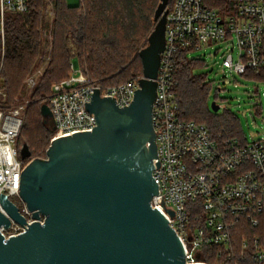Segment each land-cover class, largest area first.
<instances>
[{"label":"built area","instance_id":"obj_1","mask_svg":"<svg viewBox=\"0 0 264 264\" xmlns=\"http://www.w3.org/2000/svg\"><path fill=\"white\" fill-rule=\"evenodd\" d=\"M29 9L30 0H0V199L5 194L12 202L20 197L28 164L18 149L27 105H7L2 78L6 23L8 15ZM230 39L236 42L232 53L238 50L237 59L229 54L223 68L264 82V0H225L223 7L209 6L204 0H171L153 105L160 166L155 159L153 175L159 195L152 207L162 212L181 238L188 264H209L201 259L207 253L217 264H264V238L253 233L261 229L264 216V137L248 142L229 137L225 130L214 135L205 124L183 120L177 100L175 54L179 48L191 54ZM70 69L72 75L54 84L45 99L53 115L51 142L92 132L98 126L96 116L86 110L94 89L101 90L102 97L116 96L123 108L134 101L143 78L102 89L82 68L76 73L71 64ZM28 83L33 88L36 80L32 77ZM18 208L28 225L45 223L44 215L33 220L26 206ZM0 210L7 215L1 201ZM11 221L9 229L1 230L6 239L28 228Z\"/></svg>","mask_w":264,"mask_h":264},{"label":"water","instance_id":"obj_2","mask_svg":"<svg viewBox=\"0 0 264 264\" xmlns=\"http://www.w3.org/2000/svg\"><path fill=\"white\" fill-rule=\"evenodd\" d=\"M170 2L160 0L148 46L139 53L143 78L134 101L121 108L116 96L102 97L94 89L86 110L96 116L98 126L53 141L47 159L26 165L20 197L33 220L42 214L45 223L28 225L2 194L9 217L0 210V264H188L181 238L152 207L159 195L155 159L160 166L153 105ZM212 109L217 113L220 107L213 103ZM41 113L44 124H53L48 104ZM20 157L32 158L27 144ZM10 218L28 228L6 239L1 230L11 227Z\"/></svg>","mask_w":264,"mask_h":264},{"label":"trees","instance_id":"obj_3","mask_svg":"<svg viewBox=\"0 0 264 264\" xmlns=\"http://www.w3.org/2000/svg\"><path fill=\"white\" fill-rule=\"evenodd\" d=\"M204 1L212 7H223L225 3V0H214L217 4L212 0ZM55 2V39L51 60L33 89L31 98L35 103H31L27 110L23 132L18 139L19 153L27 144L32 157L35 155V159L42 160L47 159L55 133L48 131V125L44 124L42 103L50 95L54 84L69 77L71 60L78 58L90 80L98 82L102 89L142 77L144 63L140 58L133 60L132 57L140 50L147 34L142 22L149 19L148 13L155 6L149 0H80L76 6H70L67 0ZM46 7V0H30L27 13L7 17L2 78L9 106L15 104L16 98L24 91L25 80L44 60ZM189 51L179 48L175 54L176 93L181 118L190 123L207 125L214 135L225 130L229 137H240L234 123L208 111L210 86L206 75L198 72L206 64L190 58ZM245 77L254 78V75ZM21 141H24L23 146ZM253 233L264 238V216L261 229ZM201 259L217 264L208 253Z\"/></svg>","mask_w":264,"mask_h":264},{"label":"rangeland","instance_id":"obj_4","mask_svg":"<svg viewBox=\"0 0 264 264\" xmlns=\"http://www.w3.org/2000/svg\"><path fill=\"white\" fill-rule=\"evenodd\" d=\"M149 1L150 4H155V6L154 9L152 11L150 10L148 13L149 19H144L145 22H142V26L147 34L143 38L140 50L133 55V60L139 58L140 51L148 46V38L156 25L154 18L156 14L155 12L160 4V0ZM46 2L47 7L45 15L47 16V27L43 32V36L46 40L45 53L43 56L44 60L36 71L25 80L24 91L20 96H18V98H16L15 101V104L27 105V109L24 111L23 115L24 123L29 106L31 103H35V101L32 100L31 95L36 85L32 88L28 81L33 77L37 84L39 78L44 75L47 64H49L51 60V51L55 39L53 29L56 2L55 0H46ZM67 2L70 6H76L80 0H67ZM235 43L236 42L231 39L227 42L217 44L211 43L208 48L205 46L199 51L194 53L192 52L189 57L204 61L206 64V66L198 72L206 75L207 83L210 86L208 94V111L210 114L219 116L220 118H227L228 121L234 123V125L238 128L240 132L239 138L252 142L253 140L264 137V82L258 80L257 78L252 79L240 76L223 68V61L229 54L232 53L233 45ZM237 53L238 50H234V53H232L236 59ZM71 64H73L76 73L81 71V65L78 58L74 57L71 60ZM71 75L72 72L69 76ZM213 103H216V105L220 107V110L217 113L213 111L214 109H212ZM43 104H46L45 100L42 105ZM47 125L48 131H52L53 124L50 123ZM43 133H45V131H43ZM21 142V145L23 146L24 141ZM34 151L36 152L37 150ZM44 157H46V155H44ZM32 159H35V155L26 163H29ZM12 200L21 209L26 206V203L23 202L21 197H13Z\"/></svg>","mask_w":264,"mask_h":264}]
</instances>
